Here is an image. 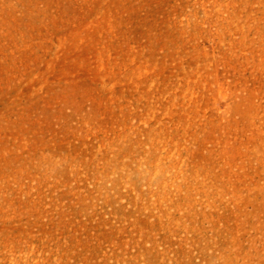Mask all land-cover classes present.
I'll use <instances>...</instances> for the list:
<instances>
[{
  "label": "rangeland",
  "instance_id": "1",
  "mask_svg": "<svg viewBox=\"0 0 264 264\" xmlns=\"http://www.w3.org/2000/svg\"><path fill=\"white\" fill-rule=\"evenodd\" d=\"M0 264H264V0H0Z\"/></svg>",
  "mask_w": 264,
  "mask_h": 264
}]
</instances>
